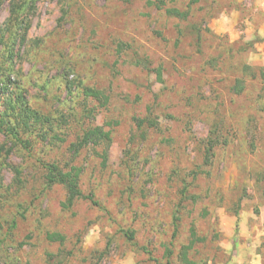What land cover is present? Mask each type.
Returning <instances> with one entry per match:
<instances>
[{"label": "rangeland", "instance_id": "rangeland-1", "mask_svg": "<svg viewBox=\"0 0 264 264\" xmlns=\"http://www.w3.org/2000/svg\"><path fill=\"white\" fill-rule=\"evenodd\" d=\"M261 27L264 0H0V115L41 118L0 132V264H186L193 239L189 264H264Z\"/></svg>", "mask_w": 264, "mask_h": 264}, {"label": "trees", "instance_id": "trees-1", "mask_svg": "<svg viewBox=\"0 0 264 264\" xmlns=\"http://www.w3.org/2000/svg\"><path fill=\"white\" fill-rule=\"evenodd\" d=\"M166 15L169 17H177V18H185L188 13H179L176 10H167ZM84 95L87 98H92L95 101L98 102H103V104H106V97L97 91H93L91 89H84ZM11 111H15V109L13 107H11L10 109ZM7 117V114H6ZM5 116H1L0 115V132L6 131L7 134L9 136H11L16 142L20 143V133H24L26 132V130L31 128V124H33L34 126L39 125L40 124V120L41 118L38 117V115L27 111V110H23L22 112H20L17 116H13L14 117V122L13 125L11 126L10 123L8 121L5 120L6 118ZM153 121H150V123H152ZM145 123V120L139 121L138 124L143 125ZM152 126L154 127L155 125L152 124ZM157 126V124H156ZM100 139V137L98 138ZM82 144V143H80ZM213 150V146L212 144L209 145L206 149V157L208 158V156L211 155V152ZM46 175H45V181L46 184L48 186H52V185H60L62 186L67 194V199H66V204L67 206H71L74 201L77 200H81V199H87L89 201L92 202V199L84 197L81 192L79 191L78 185L76 180L72 177V175L68 172H63L62 170H60L57 166L55 165H48L46 167ZM94 204V203H93ZM176 225L174 222V230L176 232ZM192 239L195 237L194 233L192 232L191 234ZM129 241H132V237L129 236ZM196 241H194V239L190 242L189 246L186 247L184 249V251L186 252L187 250H190L193 247V244ZM185 252L182 254L183 255V261L186 264H189L186 262V254ZM167 256H169V253L167 254Z\"/></svg>", "mask_w": 264, "mask_h": 264}, {"label": "crops", "instance_id": "crops-1", "mask_svg": "<svg viewBox=\"0 0 264 264\" xmlns=\"http://www.w3.org/2000/svg\"><path fill=\"white\" fill-rule=\"evenodd\" d=\"M260 30L263 32V30H264V27H261V28H260Z\"/></svg>", "mask_w": 264, "mask_h": 264}]
</instances>
